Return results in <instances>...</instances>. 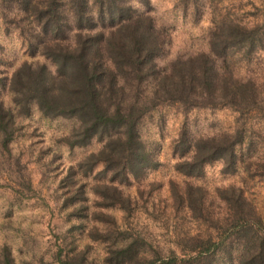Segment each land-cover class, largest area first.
<instances>
[{"label": "trees", "instance_id": "obj_1", "mask_svg": "<svg viewBox=\"0 0 264 264\" xmlns=\"http://www.w3.org/2000/svg\"><path fill=\"white\" fill-rule=\"evenodd\" d=\"M189 3L196 6L184 0V7ZM0 22L5 33L15 31L27 54L9 72L1 68L7 59L0 49V151L19 186L15 195L32 192L10 147L24 132L23 119L33 112L62 119L69 126L59 140L68 148L99 143L68 166L64 178L71 183L95 167L104 176L90 188L97 195L91 220L99 224L91 231L106 245L101 264H264L262 217L241 187L209 195L201 185L170 180L168 202H152L151 190L159 183L143 180L160 161L139 132L141 119L161 107L178 108L184 117L197 108H230L235 116L229 131L193 137L182 127L171 151L178 158L173 168L184 177L198 178L216 161L223 173H235L247 118L259 114L264 122V76L253 75V69L239 75L235 67L264 58L263 23L241 24L226 15L209 29L204 50L163 60L169 31L148 12L133 9L130 0H0ZM243 164L249 177L264 178V158L249 154ZM130 184L137 188L134 196L122 190ZM81 186L62 200V207H70L66 216L78 220L88 211ZM106 208L120 210L125 223L137 208L162 223L180 209L196 223L195 232H175L173 247L163 250L142 229L122 228ZM56 246L50 262H16L1 244L0 264H94Z\"/></svg>", "mask_w": 264, "mask_h": 264}, {"label": "rangeland", "instance_id": "obj_2", "mask_svg": "<svg viewBox=\"0 0 264 264\" xmlns=\"http://www.w3.org/2000/svg\"><path fill=\"white\" fill-rule=\"evenodd\" d=\"M191 3L184 7V0H146L147 5L130 0L133 9L137 12H148L156 24L163 25L169 31L168 54L163 60H169L178 54L204 50L209 29L226 15L241 24H264V0H195L196 6ZM0 49L7 59L1 68L9 72L13 66L27 58L15 31L5 33L1 22ZM236 64L235 70L239 75L251 73L248 69H253V75L256 72L259 77L264 76L262 55L254 56L250 64ZM234 116L235 113L226 107L192 109L185 117L178 108L161 107L141 119L139 132L145 142L154 148L160 161V165L147 172L146 180H143L144 183H159L153 185L155 188L152 186V202L160 205L168 202L170 180L179 185L185 182L201 185L209 195H214L215 189L234 185L243 189L244 195L259 212L264 224V178L249 177L243 164L244 158L249 154L264 158V122L259 114L247 118L248 128L243 137L244 142L241 143V152L238 153L240 161L235 173H223L219 161L205 165L202 176L198 178L184 177L173 168V163L178 158L172 154L171 142L182 127L193 137L218 134L233 127ZM22 123L24 132L16 135L10 143L11 154L17 156L19 162L24 165V173L30 177L32 192H28V196L15 195L13 190L19 186L15 184L14 173L10 174L4 167L5 153L0 151V245L9 246L16 262L35 259L37 262L39 258L43 262H50V253L59 245L71 253L82 254L94 264H101L106 245L97 232L91 231L97 224L91 220V207L97 195L91 192L90 188L102 182L104 176H100L97 173L99 167H95L85 175H74L71 183L64 178L68 166L75 167L79 158L97 149L99 143L92 141L86 146L68 148L59 140L62 132L69 126L68 121L62 119H43L33 112L30 117L23 119ZM78 172L76 168V173ZM80 183L86 196L84 203L88 211H81L86 212V217L78 220L66 216L70 207H62V200ZM122 190L134 196L137 188L130 184ZM102 210L113 214L122 228L140 231L142 229L144 234L163 250L168 246L173 247L175 232H195L196 223L180 209L169 215L165 223L138 208L132 220L126 223L120 210Z\"/></svg>", "mask_w": 264, "mask_h": 264}]
</instances>
